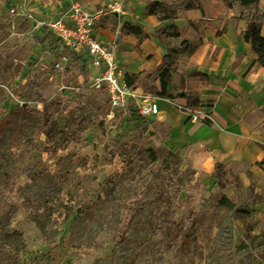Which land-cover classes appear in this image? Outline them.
<instances>
[{
	"label": "rangeland",
	"instance_id": "374dc122",
	"mask_svg": "<svg viewBox=\"0 0 264 264\" xmlns=\"http://www.w3.org/2000/svg\"><path fill=\"white\" fill-rule=\"evenodd\" d=\"M56 43L0 2V149L9 165L0 173L10 175L0 181V264H264V222L250 198L221 205L213 174L194 173L185 152L159 157L151 115L112 112L80 58L41 71ZM15 106L43 119L15 115L3 126ZM132 189L144 210L128 227L130 211L115 234L118 197Z\"/></svg>",
	"mask_w": 264,
	"mask_h": 264
},
{
	"label": "crops",
	"instance_id": "0c3cea01",
	"mask_svg": "<svg viewBox=\"0 0 264 264\" xmlns=\"http://www.w3.org/2000/svg\"><path fill=\"white\" fill-rule=\"evenodd\" d=\"M112 1L7 0L37 32L46 29L42 21L64 13L72 3L98 12ZM116 1L123 4V11L100 14L93 32L113 47L123 76L153 70L168 48L185 41L197 46L192 53L176 56L178 67L168 87L173 99L150 96L157 104L150 116L156 150L185 152L184 165L198 175L211 176L220 164L225 173L222 193L227 198L248 196L251 213L259 218L258 224L264 222V66L255 68L257 56L251 42L242 39L247 21L226 7L228 0H203V12L179 9L170 22L145 14L148 1L155 0ZM258 7L264 14V0ZM125 23L139 26L149 37L138 42L136 36L123 31ZM170 23L176 25L178 36L158 33ZM261 28L264 36V24ZM155 86L159 88V82ZM133 89L144 92L140 87ZM187 96L198 102L189 107ZM204 113L210 115L211 124L202 119ZM193 114L198 117L194 119ZM228 176L236 178L237 184ZM257 234L264 236L261 230Z\"/></svg>",
	"mask_w": 264,
	"mask_h": 264
},
{
	"label": "trees",
	"instance_id": "16d2710c",
	"mask_svg": "<svg viewBox=\"0 0 264 264\" xmlns=\"http://www.w3.org/2000/svg\"><path fill=\"white\" fill-rule=\"evenodd\" d=\"M259 1L260 0H228L226 5V7L233 9L234 13L238 14L240 18H244L247 21V29L243 31L242 39L244 41L251 42L252 49L257 56V59L254 63L255 68L264 66V36H262L261 34V27L264 24V14L259 10ZM202 2L203 0H170L168 2L159 0L148 1L145 14L157 16V18L161 22H170L174 21L177 18V12L179 9L200 8L203 12ZM122 29L126 34L128 33L136 36L138 42H142V40L149 37L148 33L143 31L139 26L131 25L130 23H125ZM158 33L169 37L178 36L179 30H177V27L174 23H170V25L161 27L158 30ZM196 48V45L191 44L187 41L182 43V45L177 48H168L166 54L162 58L163 61L153 70L143 71L140 73H125L124 81L126 86L128 88L140 87L147 92L148 90H150L151 93L156 97L173 99L174 96L170 93L168 87L171 83L172 74L177 70L178 67L179 60L176 56L178 53L186 51L192 53ZM148 80H151L152 84L147 88L146 82ZM155 82H159V88L155 86ZM186 99L189 107H192L194 103L198 102L196 99H193L190 96H187ZM21 114L35 120L43 119V113L40 110L31 109L27 111V109H23L20 106H15V108L3 118L2 125L5 126L12 124V119L15 117V115ZM202 119L206 123L211 124V121L204 116L202 117ZM168 155L174 156V153L168 152L167 156ZM2 159L3 157L0 149V168L5 166L8 167V164H4L3 162H1ZM151 160L153 162L157 161L154 152L152 153ZM6 172L7 171L0 173V181L5 179L8 182L10 180V175H8ZM213 176L216 180V183L221 188H224L225 182H223V178L225 176V173L223 172V168L220 164L215 167ZM228 178L232 179L233 177L231 178V176H228ZM233 181L237 184L236 178H233ZM249 189L250 187L247 188L246 192ZM145 200L146 198L144 196L137 197L136 191L134 189L128 191V193H121L119 195L117 215L119 227L114 231L115 234H118L119 229L123 227L124 222L127 220V215L130 211H132V214L130 216V221L128 222V227L133 224L134 220L137 219L138 215L144 210ZM218 201L221 205H224L228 208H233L235 206L234 201H232L231 198H227L223 193L220 195ZM132 205L134 207H132ZM236 211L241 212L239 209H237ZM248 211H250V209L246 210V213H248ZM127 229L125 230V232L127 231ZM105 236L106 233L102 234V243L106 242Z\"/></svg>",
	"mask_w": 264,
	"mask_h": 264
},
{
	"label": "built area",
	"instance_id": "2783aa9c",
	"mask_svg": "<svg viewBox=\"0 0 264 264\" xmlns=\"http://www.w3.org/2000/svg\"><path fill=\"white\" fill-rule=\"evenodd\" d=\"M124 9L123 4L116 0L108 3L98 12L72 3L68 10L59 16H50L42 21L40 25L45 26L48 32L53 34L57 43L52 51V60L48 64H41V71H46L48 65H52L55 71L68 68L71 64V55L80 58L82 67H86L88 85L96 90H104L108 104L112 112L119 111L127 113L136 111L141 117L156 112L157 104L145 93H138L135 89L127 87L124 76L114 59L113 47L98 39L94 32L95 22L100 14L120 13ZM11 12H16L12 7ZM36 47H40L35 43ZM42 48H39V52ZM39 57V53L33 52ZM49 75V73H47ZM50 76V75H49ZM80 83L86 82L81 73L77 75ZM58 89L65 88L57 85ZM194 119L198 116L192 115ZM202 116L209 119L210 115L204 113Z\"/></svg>",
	"mask_w": 264,
	"mask_h": 264
},
{
	"label": "bare ground",
	"instance_id": "6f19581e",
	"mask_svg": "<svg viewBox=\"0 0 264 264\" xmlns=\"http://www.w3.org/2000/svg\"><path fill=\"white\" fill-rule=\"evenodd\" d=\"M158 151H159V157H163L167 154L163 148L158 149Z\"/></svg>",
	"mask_w": 264,
	"mask_h": 264
}]
</instances>
